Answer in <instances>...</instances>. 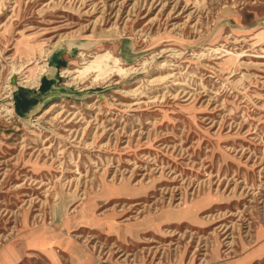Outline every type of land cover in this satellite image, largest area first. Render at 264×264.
Instances as JSON below:
<instances>
[{"label": "rangeland", "instance_id": "rangeland-1", "mask_svg": "<svg viewBox=\"0 0 264 264\" xmlns=\"http://www.w3.org/2000/svg\"><path fill=\"white\" fill-rule=\"evenodd\" d=\"M0 264H264V0H0Z\"/></svg>", "mask_w": 264, "mask_h": 264}, {"label": "bare ground", "instance_id": "bare-ground-1", "mask_svg": "<svg viewBox=\"0 0 264 264\" xmlns=\"http://www.w3.org/2000/svg\"><path fill=\"white\" fill-rule=\"evenodd\" d=\"M89 36V35H88ZM93 37V36H92ZM81 54V53H80ZM41 78V77H40ZM5 98H7V99H10V96L9 95H7V96H5ZM5 104V106L6 107H4L3 106V109H2V112H5L4 114L5 115H12L13 113H12V108L11 107H9L11 104H10V102H8V103H4ZM54 225V224H53ZM64 228V227H63ZM64 230V229H63ZM51 232V231H50ZM262 249V248H261ZM250 258V257H249Z\"/></svg>", "mask_w": 264, "mask_h": 264}, {"label": "trees", "instance_id": "trees-1", "mask_svg": "<svg viewBox=\"0 0 264 264\" xmlns=\"http://www.w3.org/2000/svg\"><path fill=\"white\" fill-rule=\"evenodd\" d=\"M23 102L24 101V98L22 99V98H20V99H16V101H15V108H16V111L19 113V114H21V102Z\"/></svg>", "mask_w": 264, "mask_h": 264}]
</instances>
